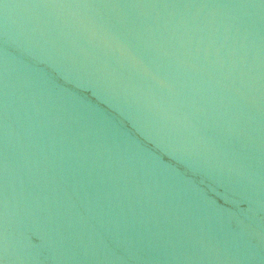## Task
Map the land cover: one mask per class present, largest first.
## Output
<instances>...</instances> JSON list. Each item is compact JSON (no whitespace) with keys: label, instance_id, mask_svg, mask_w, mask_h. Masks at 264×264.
<instances>
[{"label":"water","instance_id":"obj_1","mask_svg":"<svg viewBox=\"0 0 264 264\" xmlns=\"http://www.w3.org/2000/svg\"><path fill=\"white\" fill-rule=\"evenodd\" d=\"M0 264H264V0H0Z\"/></svg>","mask_w":264,"mask_h":264}]
</instances>
